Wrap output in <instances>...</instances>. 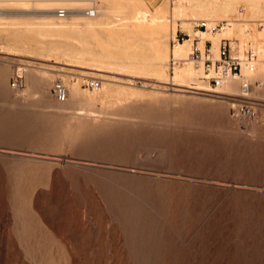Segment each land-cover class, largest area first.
Returning a JSON list of instances; mask_svg holds the SVG:
<instances>
[{"label":"rangeland","instance_id":"374dc122","mask_svg":"<svg viewBox=\"0 0 264 264\" xmlns=\"http://www.w3.org/2000/svg\"><path fill=\"white\" fill-rule=\"evenodd\" d=\"M186 1L167 0L158 54L124 22L138 0H0V264H264V120L231 115L240 80L215 88L203 60L172 52L192 38L215 59L228 38L263 54L264 9L216 15L213 35L249 27L215 52Z\"/></svg>","mask_w":264,"mask_h":264},{"label":"built area","instance_id":"2783aa9c","mask_svg":"<svg viewBox=\"0 0 264 264\" xmlns=\"http://www.w3.org/2000/svg\"><path fill=\"white\" fill-rule=\"evenodd\" d=\"M86 14L95 15V8L84 9ZM67 8H59L58 14L61 17H66ZM223 23V22H222ZM200 29H207L205 20L197 23ZM222 27L220 22L212 28L213 31ZM179 40V39H178ZM212 45L205 48L204 52L197 46L191 53L195 61H199L205 56L204 64L208 70H212L213 74L210 77L211 84L215 88L224 85L227 78L234 77L241 82L243 92L239 95H234L231 104V115L236 118L248 117L251 119L264 120V100L255 99L250 95V89L256 82L249 75L255 73L258 63L264 65V53L261 54L252 45L248 46L242 53H238L232 47V42L228 38H223L220 44L219 58L214 59L211 51ZM175 63V59H174ZM246 71V73H245ZM260 83L257 82V85ZM11 85L16 90H21L24 87V76L22 73H16L13 77ZM90 86L100 87L99 80H92ZM56 98L60 101H65L68 98V88L63 80L57 79L52 86Z\"/></svg>","mask_w":264,"mask_h":264},{"label":"bare ground","instance_id":"6f19581e","mask_svg":"<svg viewBox=\"0 0 264 264\" xmlns=\"http://www.w3.org/2000/svg\"><path fill=\"white\" fill-rule=\"evenodd\" d=\"M237 1H239V0H209V1H207V0H196V3H194L195 5H194V10H193L192 15H191L192 16L191 19L198 20L199 16H202V17H204V19H206L205 21L207 23V29H201L199 31L197 30L198 32H196V33L197 34L199 33L201 35V38H204V37H207V36L208 37H212L213 42H214L213 47H214L215 52H216V50H218V46L220 44L219 43L220 37H222V36L224 37V35H226V34H230V33L232 34L235 31V29L237 27H239L238 26V24H239L238 21H240V22L241 21H244L245 22V25L244 26H242V27L240 26L241 29H243L244 31L249 27L248 26L249 25V23H248V20L249 19L246 18L247 16L242 15V16H240V17L237 18V22L236 21H233V20H232V22H229L230 26H228V29H227L226 26L223 27L222 31L219 32V34L216 33L217 35H213L214 33L211 34V32H210V31H213L212 28L217 25V24L214 25V26L211 25V24H215L217 22L218 18L216 17V15H218L220 13H225L226 14L229 11H231L230 9L233 7L234 2H237ZM246 2H247L248 10L251 11V12L256 13V12H260L261 9L262 10L264 9V6L261 5L258 0H246ZM64 8H67V10H68L66 17H68L69 15L71 16L72 14L70 12H72L73 10H71L68 7H64ZM89 8H95L96 9L95 15H88V14H86V12L84 11V9L83 10H80V11L85 16H88V17L96 16L97 13H98L97 5L96 4H93ZM86 9H88V8H86ZM180 9H182V8H180ZM189 9H191L190 6H189ZM58 10H57V12H58ZM166 10H165V7L160 8L158 11H156V14L149 19L148 16L151 13V10L148 9V8H146L143 5L142 0H138V6L135 9L134 14L131 15V16L123 17L125 19L124 22L129 23L130 25L141 29V32L148 33V34H151V35H154V34L157 35L156 38H155V42H156L155 48H156L158 54H162V52H164L166 50V48L164 50L163 47H162V45L164 44L165 32L166 31L168 32V28H169V24L165 21V19H166ZM75 11H77V10H74V12ZM181 12H183V11H181ZM76 14L79 15V12L77 11ZM240 14H243V12L240 13ZM219 17H220V15H219ZM98 21L99 20H97V22ZM229 21H230V19H229ZM199 22H197V23H199ZM93 23L94 22H90L89 25L92 26V25H94ZM235 23H237V24L235 25ZM205 30H210V31H205ZM200 42L203 43V41H200ZM191 45H193V39L192 38L186 39L184 42H178V44L175 45V48L172 49V52L175 55V57L179 56L180 59H181V55L182 56L185 55L188 51H189V54L192 53V49L190 50V46ZM204 50H205V48H204ZM219 54H220V51H219ZM191 57H192V55H191ZM203 57H204V59L202 58L200 60H203V63H204L205 56H203ZM98 67H100V66H98ZM130 67H131V65H130ZM100 69H101V67H100ZM190 74H192V71H190V69L187 70V71H183V72H177L176 76L174 78H172L171 80H172L173 83H178L179 81L182 82V81H184L183 78H185L186 76H188ZM44 76H46V75L44 74ZM230 78H231V76L226 79L224 85L229 81L228 82V87H227V92H235L237 90V88H236V79L235 78L230 79ZM184 90H186V89H184Z\"/></svg>","mask_w":264,"mask_h":264},{"label":"crops","instance_id":"0c3cea01","mask_svg":"<svg viewBox=\"0 0 264 264\" xmlns=\"http://www.w3.org/2000/svg\"><path fill=\"white\" fill-rule=\"evenodd\" d=\"M142 2L146 8L151 10V12H156L167 4V0H142ZM254 80L256 82L251 87L250 94L255 99L264 100V74L262 73L260 77H257ZM257 82L260 84L257 85Z\"/></svg>","mask_w":264,"mask_h":264}]
</instances>
